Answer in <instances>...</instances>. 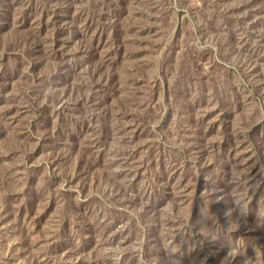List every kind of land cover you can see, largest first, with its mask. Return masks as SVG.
Wrapping results in <instances>:
<instances>
[{
  "label": "rangeland",
  "instance_id": "1",
  "mask_svg": "<svg viewBox=\"0 0 264 264\" xmlns=\"http://www.w3.org/2000/svg\"><path fill=\"white\" fill-rule=\"evenodd\" d=\"M0 264H264V0H0Z\"/></svg>",
  "mask_w": 264,
  "mask_h": 264
}]
</instances>
